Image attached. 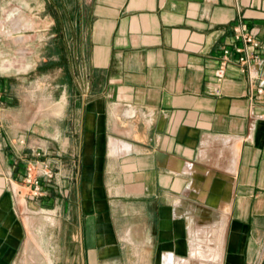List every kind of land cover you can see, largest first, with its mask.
Wrapping results in <instances>:
<instances>
[{
    "label": "crops",
    "instance_id": "1",
    "mask_svg": "<svg viewBox=\"0 0 264 264\" xmlns=\"http://www.w3.org/2000/svg\"><path fill=\"white\" fill-rule=\"evenodd\" d=\"M65 14L58 144L13 143L2 105L18 98L0 82V264H16L27 231L31 244L21 210L53 211V194L59 254L35 264H194L223 216V264H264L263 108L234 63L220 69L239 23L264 56V0H76ZM37 147L58 184L42 177V199L9 187Z\"/></svg>",
    "mask_w": 264,
    "mask_h": 264
},
{
    "label": "rangeland",
    "instance_id": "2",
    "mask_svg": "<svg viewBox=\"0 0 264 264\" xmlns=\"http://www.w3.org/2000/svg\"><path fill=\"white\" fill-rule=\"evenodd\" d=\"M75 1L0 0V82H12V92L18 98L12 108L6 104L2 105L4 106L2 108H4L5 120L12 125L14 133H17L13 141L15 144L23 141L21 134L25 133L27 134V137H24L25 146L29 144L41 146V142L47 141L52 144L59 142L51 137L54 136L55 129L63 128L59 108L61 91L64 89L60 87V80L65 78V71L60 68L58 61L62 45L60 31L65 21L69 20L65 13L72 14ZM0 95L2 98L1 93ZM30 127L35 132L28 131ZM55 146L59 150V145ZM36 150L37 160L31 162L27 170L29 173L31 168V172L39 177L40 193L35 196L42 199L41 178L45 177L53 183L56 172L50 169L46 159L38 158L42 155L39 147ZM41 164L48 165L49 175L44 174ZM17 184L21 188V193L24 190H30L32 194L35 189L27 180ZM53 185L58 184L53 183ZM9 187L13 191L12 182ZM53 196L55 197L51 206L55 209L53 211H43L37 207L27 214L24 208L21 210L20 215L23 219L27 215L30 218L33 235L30 237L31 244L26 249L24 244L30 234L27 231L16 264H35L34 256L39 252L43 255L46 253L45 250H50L52 254L56 253L58 256L61 240L60 226L61 223L65 224L66 220L64 213L62 212L61 215L59 211V195L53 194ZM48 216L53 217L55 221L50 222L47 219ZM221 220L216 223H220ZM203 226L209 229L211 224ZM209 233L211 236V229ZM207 249L211 253L210 256H214L212 245ZM201 260L196 259L194 264H207Z\"/></svg>",
    "mask_w": 264,
    "mask_h": 264
},
{
    "label": "built area",
    "instance_id": "3",
    "mask_svg": "<svg viewBox=\"0 0 264 264\" xmlns=\"http://www.w3.org/2000/svg\"><path fill=\"white\" fill-rule=\"evenodd\" d=\"M234 31L235 42H240L241 44H235L234 48L225 47L223 49L220 69L222 70L228 64L234 63L242 74L248 76L252 87L251 106L253 107V104L256 102L263 108L262 113L252 111V116L256 119H264V74H259L256 68V66L264 64V56L260 53V48L262 46L261 41L258 38L257 32L248 29L242 23L237 24L234 27ZM219 79H221V76ZM47 168V164L43 165L44 174L49 175ZM29 169L30 172L26 180L35 187L33 193L37 195L40 193V180L39 177L31 172V168Z\"/></svg>",
    "mask_w": 264,
    "mask_h": 264
},
{
    "label": "bare ground",
    "instance_id": "4",
    "mask_svg": "<svg viewBox=\"0 0 264 264\" xmlns=\"http://www.w3.org/2000/svg\"><path fill=\"white\" fill-rule=\"evenodd\" d=\"M12 189H13V191H14L15 194L20 195L21 188H20V186L17 183H15V182L12 183ZM223 211L224 212L227 211V206L226 205L223 206ZM224 215H226V213H224ZM227 217H228V215H227ZM213 227H215V228H213ZM213 227L211 228V240H212L211 241L212 242L211 245H212V250H213L212 253L214 255V256H212V258L214 260L211 258L210 251H208V249L206 250L207 251V254L204 253L205 252L204 250H201L202 252L200 250H197L196 252L200 254V257H202L201 259H206L205 255H207V257L209 255L210 256L209 258L212 259L211 260V264H223V256H224V234H225V230H226L225 229L226 228L225 216H223V218H222V220H221L220 223L213 224ZM201 230L202 229L200 228L199 231H201ZM201 233H202V231H201ZM195 235H197V234H195ZM195 253H194V255H195ZM203 253L205 255H203ZM207 260H209V259H207ZM184 262L185 261H183V263ZM208 262H210V261H208Z\"/></svg>",
    "mask_w": 264,
    "mask_h": 264
}]
</instances>
